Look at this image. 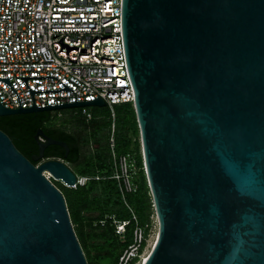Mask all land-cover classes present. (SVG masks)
Wrapping results in <instances>:
<instances>
[{
  "label": "water",
  "instance_id": "1",
  "mask_svg": "<svg viewBox=\"0 0 264 264\" xmlns=\"http://www.w3.org/2000/svg\"><path fill=\"white\" fill-rule=\"evenodd\" d=\"M125 65L157 228L139 264H264V0H121ZM12 76V75H11ZM20 106L0 115L84 100ZM72 90V89H71ZM74 92V91H73ZM40 135L41 138H37ZM30 159L0 129V264H87L63 195L67 144ZM37 161V164L32 163Z\"/></svg>",
  "mask_w": 264,
  "mask_h": 264
},
{
  "label": "built area",
  "instance_id": "2",
  "mask_svg": "<svg viewBox=\"0 0 264 264\" xmlns=\"http://www.w3.org/2000/svg\"><path fill=\"white\" fill-rule=\"evenodd\" d=\"M120 19L121 0H0V76H9L8 82L20 106H29L31 98L23 80L15 75L52 74L55 77H26L24 81L30 89L59 88L62 83L70 89L33 91L34 104L74 101V97L84 100L98 95L112 117L114 103L133 102L134 96L125 65ZM0 103L11 108L18 106L15 93L2 80ZM79 112L85 118L91 116L85 105L80 106ZM112 126L111 123V131ZM109 148L110 176L122 193L133 191L138 168L134 152H115L112 135ZM42 173L50 181L56 180L47 170L43 169ZM74 175L71 184L58 181L75 187L89 178L84 174ZM130 216L135 221L131 210ZM126 222L115 221V231L122 233ZM152 226L157 228L154 212L149 228ZM132 233V241L122 250L116 264H130L136 254L139 258L133 264L139 262L142 251L137 253V250L143 227L135 223Z\"/></svg>",
  "mask_w": 264,
  "mask_h": 264
},
{
  "label": "trees",
  "instance_id": "3",
  "mask_svg": "<svg viewBox=\"0 0 264 264\" xmlns=\"http://www.w3.org/2000/svg\"><path fill=\"white\" fill-rule=\"evenodd\" d=\"M91 112L85 118L80 106L37 110L0 115V129L27 158L37 151L34 134L37 129L59 144H47L43 157L59 158L76 174L89 178L75 187L52 180L61 191L69 220L87 264H116L122 250L132 241L134 224L143 227V238L137 250L140 253L149 233L150 215L153 213L151 196L142 168L138 126L130 101L113 104L111 117L106 105H85ZM111 123L112 131H111ZM112 135L115 152H134L137 171L135 189L122 193L117 181L110 176L112 159L109 136ZM37 135V138H40ZM36 164L37 161L32 160ZM97 175L98 177H94ZM130 210L135 214L131 219ZM127 220L122 233L115 231V221ZM138 254L130 264L137 260Z\"/></svg>",
  "mask_w": 264,
  "mask_h": 264
},
{
  "label": "rangeland",
  "instance_id": "4",
  "mask_svg": "<svg viewBox=\"0 0 264 264\" xmlns=\"http://www.w3.org/2000/svg\"><path fill=\"white\" fill-rule=\"evenodd\" d=\"M150 217H151V215H150ZM155 233H156V228L154 226L149 228V233H148L147 238H146V243H145V245H144V247L142 249V253L140 254V256H142V254L144 256L148 252V250H149V248H150V246H151V244L153 242V239L155 237Z\"/></svg>",
  "mask_w": 264,
  "mask_h": 264
},
{
  "label": "bare ground",
  "instance_id": "5",
  "mask_svg": "<svg viewBox=\"0 0 264 264\" xmlns=\"http://www.w3.org/2000/svg\"><path fill=\"white\" fill-rule=\"evenodd\" d=\"M142 256H143V254H142ZM142 256H141V258H140V260H139V262H138L137 264H139V263H140V261H141V259H142ZM144 256H145V255H144ZM144 256H143V257H144Z\"/></svg>",
  "mask_w": 264,
  "mask_h": 264
}]
</instances>
